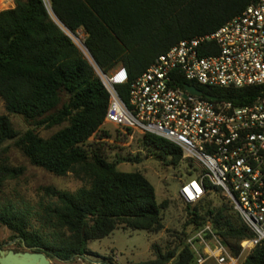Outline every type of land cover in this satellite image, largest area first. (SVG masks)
<instances>
[{
    "label": "trees",
    "instance_id": "obj_1",
    "mask_svg": "<svg viewBox=\"0 0 264 264\" xmlns=\"http://www.w3.org/2000/svg\"><path fill=\"white\" fill-rule=\"evenodd\" d=\"M48 1L49 8L71 32L83 29V42L103 72L123 65L131 80L171 45L213 32L256 0ZM187 82L194 83L182 80L180 87ZM198 88L236 104L247 103L260 93L256 86ZM126 91V86L120 88L123 98ZM0 97L7 112L36 125L68 123L48 138L33 128L19 135L8 116L0 114V142L14 139L31 164L56 175L72 172L88 183L73 192L47 189L55 200L48 206L53 225L67 232L61 239L47 241L38 231L28 229L22 211L12 205L3 207L0 224L24 247L63 261L93 256L90 264H115L111 255L91 251L88 242L118 228L148 233L163 229L161 212L167 201H157L148 179L139 171L119 170L115 161L83 146L103 123L109 94L83 51L52 20L43 0H14L12 7L0 10ZM141 141L155 157L166 159L170 165L182 160L181 149L164 138L145 133ZM189 165L186 177L194 175ZM20 172V168L0 164V175L16 177ZM215 193L223 195L212 186L199 202L185 204L189 222L196 228L211 218L225 243H236L228 244L236 255L238 242L251 233L229 215L233 208L226 199L219 207L201 212ZM186 235L180 236L179 249L165 253L155 249L152 258L132 264H193ZM240 264H264V244L256 245Z\"/></svg>",
    "mask_w": 264,
    "mask_h": 264
},
{
    "label": "built area",
    "instance_id": "obj_2",
    "mask_svg": "<svg viewBox=\"0 0 264 264\" xmlns=\"http://www.w3.org/2000/svg\"><path fill=\"white\" fill-rule=\"evenodd\" d=\"M91 64L109 94L103 123L179 147L181 161L191 163L194 173L180 181V199L193 205L215 186L251 233L233 255L210 222L199 225L185 237L193 264H239L264 244V0L248 4L211 33L179 40L131 80L123 65L103 72ZM182 80L197 88L256 86L260 93L236 104L200 88L201 94H192L180 87Z\"/></svg>",
    "mask_w": 264,
    "mask_h": 264
},
{
    "label": "rangeland",
    "instance_id": "obj_3",
    "mask_svg": "<svg viewBox=\"0 0 264 264\" xmlns=\"http://www.w3.org/2000/svg\"><path fill=\"white\" fill-rule=\"evenodd\" d=\"M44 2L50 11L49 1L44 0ZM13 5L14 3L11 5L0 0V10ZM50 14L53 16L51 11ZM73 33L79 35L82 42L84 41L86 34L82 28H78ZM73 42L83 48L75 40ZM64 99L65 96H63ZM0 114L8 116L19 135L27 129L33 128L39 136L48 138L68 124L65 121L51 127L36 125L33 121L25 120L21 115L7 112L1 97ZM83 146L89 151L100 153L108 161H115L119 170L141 172L153 185L157 201H167L166 207L161 212L163 229L148 233L144 230L118 228L101 239L89 241L88 248L101 256L108 254L113 257L112 250L116 251L119 262L112 258L115 264H132L136 261L150 259L153 257L155 249H160L162 253L179 249L181 246L180 236L185 232L188 234L194 229L193 224L189 222L190 217L186 212V203L178 196L180 181L186 177L187 164L182 161L176 166L168 164L166 159L155 157L143 146L141 134L133 130L118 128L110 123H102L98 130L84 142ZM0 164L21 169L16 177L0 175V210L6 205H12L15 209L22 211L27 218L28 229L38 231L47 241L65 237L64 234L67 235V232L64 229H57L53 225L48 206L53 205L55 200L48 194L47 189L73 192L80 187H87V181L72 172L56 175L31 164L15 145L14 139L0 142ZM211 197L210 201L202 207V213H205L207 209H215L226 203L225 197L219 193L217 195L215 193ZM229 215L236 222L241 223L234 210H230ZM207 221L212 223L211 218H207ZM12 235L13 233L6 226L0 224V249L25 250L19 239ZM228 242L232 246L236 244L233 240H228ZM110 251L111 253H109ZM48 258L51 264H90L89 259L94 257H74L65 261L54 257ZM243 260L242 257L240 263Z\"/></svg>",
    "mask_w": 264,
    "mask_h": 264
},
{
    "label": "water",
    "instance_id": "obj_4",
    "mask_svg": "<svg viewBox=\"0 0 264 264\" xmlns=\"http://www.w3.org/2000/svg\"><path fill=\"white\" fill-rule=\"evenodd\" d=\"M50 11L51 13H53L52 10ZM50 11H49V15L52 18V20L73 40L71 35L68 33V31L70 30L60 21V19L54 13L52 16V14H50ZM71 33L75 34L73 32ZM81 45L83 48H81L80 46L79 48L83 51V53L86 55L88 60L97 66L94 59L90 55L87 47L85 46L84 42H82ZM184 89L192 94H201L202 92L200 89L190 84L184 85ZM208 97L213 98L212 95H208ZM0 264H51V262L43 251L41 250L34 251L25 247V250L23 251H14L13 249H8V250L0 249Z\"/></svg>",
    "mask_w": 264,
    "mask_h": 264
},
{
    "label": "bare ground",
    "instance_id": "obj_5",
    "mask_svg": "<svg viewBox=\"0 0 264 264\" xmlns=\"http://www.w3.org/2000/svg\"><path fill=\"white\" fill-rule=\"evenodd\" d=\"M68 33L71 35V37H72L77 43H79L80 45L82 44V41H81L79 35H77V34H72L70 31H68Z\"/></svg>",
    "mask_w": 264,
    "mask_h": 264
},
{
    "label": "crops",
    "instance_id": "obj_6",
    "mask_svg": "<svg viewBox=\"0 0 264 264\" xmlns=\"http://www.w3.org/2000/svg\"><path fill=\"white\" fill-rule=\"evenodd\" d=\"M92 251V250H91ZM112 252H113V254H112V258H114L115 260H118V262H119V259H118V256H117V252L116 251H114V250H112ZM109 253H111V251L109 252ZM108 255V254H107Z\"/></svg>",
    "mask_w": 264,
    "mask_h": 264
}]
</instances>
